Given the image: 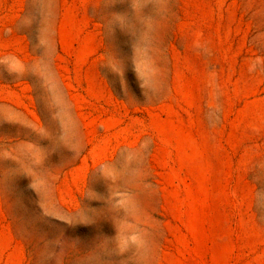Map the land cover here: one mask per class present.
<instances>
[{
    "label": "rangeland",
    "instance_id": "obj_1",
    "mask_svg": "<svg viewBox=\"0 0 264 264\" xmlns=\"http://www.w3.org/2000/svg\"><path fill=\"white\" fill-rule=\"evenodd\" d=\"M0 264H264V0H0Z\"/></svg>",
    "mask_w": 264,
    "mask_h": 264
}]
</instances>
